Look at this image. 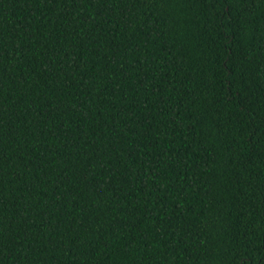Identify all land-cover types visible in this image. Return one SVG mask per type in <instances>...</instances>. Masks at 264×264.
<instances>
[{
  "label": "trees",
  "instance_id": "obj_1",
  "mask_svg": "<svg viewBox=\"0 0 264 264\" xmlns=\"http://www.w3.org/2000/svg\"><path fill=\"white\" fill-rule=\"evenodd\" d=\"M0 264H264V0H0Z\"/></svg>",
  "mask_w": 264,
  "mask_h": 264
}]
</instances>
